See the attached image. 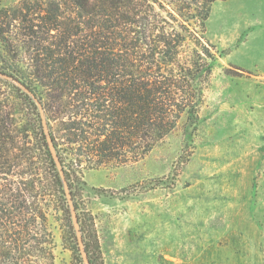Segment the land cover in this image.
Here are the masks:
<instances>
[{"label":"trees","instance_id":"obj_1","mask_svg":"<svg viewBox=\"0 0 264 264\" xmlns=\"http://www.w3.org/2000/svg\"><path fill=\"white\" fill-rule=\"evenodd\" d=\"M215 1L0 9V264H105L84 170L137 161L197 114L216 56L203 45L202 68L179 54Z\"/></svg>","mask_w":264,"mask_h":264},{"label":"rangeland","instance_id":"obj_2","mask_svg":"<svg viewBox=\"0 0 264 264\" xmlns=\"http://www.w3.org/2000/svg\"><path fill=\"white\" fill-rule=\"evenodd\" d=\"M191 28L179 61L216 56L197 114L137 161L84 170L105 264H264V0H217Z\"/></svg>","mask_w":264,"mask_h":264}]
</instances>
